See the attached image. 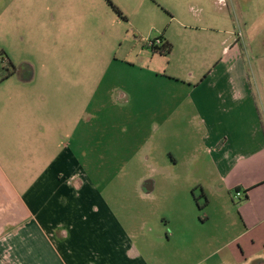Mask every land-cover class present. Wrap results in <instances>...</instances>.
I'll return each instance as SVG.
<instances>
[{"label": "crops", "instance_id": "0c3cea01", "mask_svg": "<svg viewBox=\"0 0 264 264\" xmlns=\"http://www.w3.org/2000/svg\"><path fill=\"white\" fill-rule=\"evenodd\" d=\"M50 1L12 0V6L52 10ZM99 1H56L54 7L62 11L50 19L86 22L94 17L92 5L102 8ZM253 41L257 50H246L238 41L230 49L222 43L209 75L191 84L193 117L209 158L204 163L195 150L186 161H201L200 182L208 202L196 218L188 210V196H167L162 229L147 228L150 220L141 211L124 209L119 216L85 180L79 112L49 147L51 116L43 114L40 120L25 114L46 105L29 94L35 69L28 63L17 66L0 44L1 66L13 63L12 77L19 81H0V264H264V35ZM124 99L129 106L132 100L125 94L116 101ZM160 101L156 107L162 110ZM141 107L147 111L149 103ZM174 116L163 114L162 121ZM20 153L26 154L24 161H13L12 155ZM180 185L179 179L171 184ZM237 192L242 196L236 198ZM149 194L148 189L141 199Z\"/></svg>", "mask_w": 264, "mask_h": 264}, {"label": "rangeland", "instance_id": "374dc122", "mask_svg": "<svg viewBox=\"0 0 264 264\" xmlns=\"http://www.w3.org/2000/svg\"><path fill=\"white\" fill-rule=\"evenodd\" d=\"M56 1L60 5L61 0L50 1L54 9L39 11L33 4L19 8L12 0L0 2V44L17 66L34 67L29 94L46 104L25 114L40 120L51 116V147L65 133L63 125H72L80 113V172L119 216L124 209L141 211L150 220L147 228L162 229L169 195L188 196V210L196 218L203 215L201 161H186L195 150L202 161L209 158L193 117L191 84L209 75L222 43L227 49L237 41L246 50L258 49L253 37L264 35V0H110L121 16L106 0H97L102 8L91 4L94 17L80 23L51 20L62 11L54 7ZM158 37L174 45L172 56L149 46ZM7 80L19 82L16 76ZM121 94L132 100L129 106L126 98L116 101ZM158 98L162 110L156 107ZM143 101L149 103L147 111ZM173 112L162 121L163 114ZM25 157L12 155L13 161ZM177 179L181 185L174 188ZM148 189L151 198L142 200Z\"/></svg>", "mask_w": 264, "mask_h": 264}, {"label": "trees", "instance_id": "16d2710c", "mask_svg": "<svg viewBox=\"0 0 264 264\" xmlns=\"http://www.w3.org/2000/svg\"><path fill=\"white\" fill-rule=\"evenodd\" d=\"M106 2L116 13H118L120 16L122 15L121 12L119 11V9H117L110 0H106ZM158 38L163 41V45L161 47H155V46H150V47L153 49L154 52H159L160 54L170 56L172 54V51H173V45L165 42L163 37H158ZM15 70H16V68L13 65V63H11V62H8L6 64V66H3V67L0 64V71L2 72L0 81H3L5 79L9 78L10 76H12L14 74ZM202 196L205 199V205H206L208 202V199H207L205 193H202Z\"/></svg>", "mask_w": 264, "mask_h": 264}, {"label": "built area", "instance_id": "2783aa9c", "mask_svg": "<svg viewBox=\"0 0 264 264\" xmlns=\"http://www.w3.org/2000/svg\"><path fill=\"white\" fill-rule=\"evenodd\" d=\"M163 45V41L159 38H156L153 42L149 44V46H155V47H161ZM242 196V193L237 192L236 193V198H239Z\"/></svg>", "mask_w": 264, "mask_h": 264}]
</instances>
